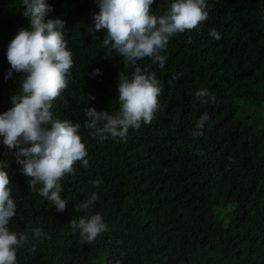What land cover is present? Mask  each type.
I'll return each mask as SVG.
<instances>
[{"label": "trees", "instance_id": "16d2710c", "mask_svg": "<svg viewBox=\"0 0 264 264\" xmlns=\"http://www.w3.org/2000/svg\"><path fill=\"white\" fill-rule=\"evenodd\" d=\"M45 2L54 9L46 20L66 22L74 61L68 87L51 111L54 119L81 124L89 167L77 162L75 175H65L61 195L69 203L58 212L29 189L16 150L0 137V166L9 172L17 205L9 229L30 239L33 228L45 232L35 253L27 245L18 249L17 264H264V0H206L208 20L171 38L162 53L164 69L148 58L138 61L164 87L153 122L130 129L126 142H100L83 126L85 107L118 111L119 74L131 77L134 71L115 51L106 55L103 30H89L98 5ZM163 3L151 6L154 14L167 10ZM21 4L0 0V114L12 107L23 75L13 71L5 79L9 43L19 29L30 30ZM212 28L220 40L209 35ZM95 69L101 74L93 77ZM177 73L180 79L169 84ZM205 88L215 94L214 103L196 98ZM204 113L210 119L203 136L194 138L191 131ZM97 178L103 181L99 188L89 183ZM92 193L99 198L87 214H101L109 230L82 244L69 224L84 215L77 204Z\"/></svg>", "mask_w": 264, "mask_h": 264}, {"label": "clouds", "instance_id": "9594fccd", "mask_svg": "<svg viewBox=\"0 0 264 264\" xmlns=\"http://www.w3.org/2000/svg\"><path fill=\"white\" fill-rule=\"evenodd\" d=\"M95 2L99 12L92 14L94 23L89 30L93 33L103 30L106 35L101 47L106 49V55L111 56L115 51L123 58L124 68L132 66L134 71L131 77L125 72L119 74L118 111L110 114L109 111H97L95 107H85L87 119L83 126L100 142L109 138L126 142L130 129L139 130L142 124L153 122L164 87L156 73L141 69L137 66L138 61L148 58L151 64L164 69L167 58L162 53L171 38L186 30L197 29L207 21L208 5L206 0H164L162 7L167 10L158 16L151 8L156 0ZM20 7L24 9L23 16L29 21L30 30L19 29L8 45L7 60L11 70L5 79L11 78L13 71L23 75L19 90L11 97L12 107L0 114V137H3L4 146L16 150V162L22 166V174L29 177V189L38 191L62 213L69 202L62 198L61 181L66 174L75 175L77 162L85 169L89 167L88 151L79 134L81 124L70 119H54L51 111L53 101L68 87L73 55L64 36L65 20H46L54 9L45 0H22ZM209 35L216 40L222 38L215 28L210 29ZM100 74V69L91 73L93 77ZM180 76L179 73L173 75L169 84L179 80ZM195 95L202 104L209 100L214 103L216 99L206 88ZM89 99L94 101L95 97L89 96ZM209 119L208 113L201 116L191 131L194 138L203 136ZM89 183L99 188L103 181L97 178ZM10 184L9 172L0 166V264H17L18 249L27 245L29 253H35L37 243L45 238L44 230L39 227L31 230V239L26 234L10 231L9 224L17 209ZM98 198V193H92L90 198L77 204L76 211L84 215L69 224L79 231L82 244H92L109 230L101 214H87Z\"/></svg>", "mask_w": 264, "mask_h": 264}]
</instances>
